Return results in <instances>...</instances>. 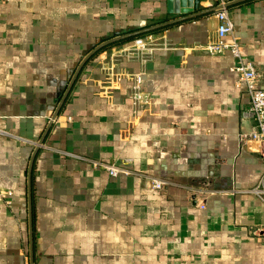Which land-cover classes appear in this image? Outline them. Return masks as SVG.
<instances>
[{"label":"crops","instance_id":"obj_1","mask_svg":"<svg viewBox=\"0 0 264 264\" xmlns=\"http://www.w3.org/2000/svg\"><path fill=\"white\" fill-rule=\"evenodd\" d=\"M219 1L1 6L0 193L11 195L0 200V264H264V200L252 193L264 158L260 142L240 141L256 127L249 95L231 53L200 48L219 41ZM227 1L264 73V0ZM176 20L155 34L170 49L147 63L121 57L133 41L94 52ZM138 74L150 102L135 116Z\"/></svg>","mask_w":264,"mask_h":264},{"label":"built area","instance_id":"obj_2","mask_svg":"<svg viewBox=\"0 0 264 264\" xmlns=\"http://www.w3.org/2000/svg\"><path fill=\"white\" fill-rule=\"evenodd\" d=\"M11 1L12 0H0V17L2 15L1 6L3 4L10 3ZM228 3L229 1L227 0H220L216 5L217 19L219 21V41L200 48L207 51L210 55L231 53L236 59L237 63L232 71L238 74L239 84L245 87L246 92L249 95L251 111L253 112L256 120L255 129H253L250 133H242L240 135V141L245 142L252 140L260 142V154L264 158V73L260 72L256 66L245 57L242 42L238 38L235 26L230 20L226 10ZM227 37L231 38L229 43L225 41V38ZM165 49H170L169 44L165 39H159L155 34H148L133 40L132 44L120 55L122 58H126L128 60H136L141 63H147L157 51ZM122 78V76H116L115 81L120 82ZM132 81L133 85L131 88L130 99L133 104V113L137 116L143 108L148 106L150 97L143 89L141 74L132 76ZM0 134L10 136V133L1 129ZM95 165L106 170L112 178L119 177L121 174L126 173L123 167L115 163L95 161ZM164 185L165 184L162 181H154L155 189H162ZM252 193L264 200V176L260 180L257 187L252 189ZM10 195L11 193H0V200H6V203L10 204V201L8 200ZM255 234L260 236L264 234V231L263 229H260L256 231Z\"/></svg>","mask_w":264,"mask_h":264},{"label":"water","instance_id":"obj_3","mask_svg":"<svg viewBox=\"0 0 264 264\" xmlns=\"http://www.w3.org/2000/svg\"><path fill=\"white\" fill-rule=\"evenodd\" d=\"M175 22H177V20H176V21H170V22L163 23V24H159V25H154V26H151V27H146V28H144V29H142V30H139V31H136V32L129 33V34H127V35H124V36L118 37V38H116V39H113V40H110V41H108V42H106V43H103V44L100 45V46H99L94 52L99 51L103 46H106V45L111 44V43H113V42H116V41H119V40H123V39H126V38H130V37H136V36H139V35H141V34L149 33V32H152V31H155V30H158V29H161V28L167 27L168 25H171V24H173V23H175ZM94 52H93V53H94ZM93 53H91V55H89V57L86 59V61L92 56ZM86 61H84V62L82 63V65L80 66V68L78 69L77 74H76V76H75V79H76V77L79 75V73H80L81 69L83 68V66L85 65ZM75 79H74V80H75ZM72 86H73V84H72V85L70 86V88L68 89V91H67V95H68V93L70 92ZM55 115H57V113H56ZM33 163H34V158H33L32 164H31V169H30L31 172H32V168H33ZM31 206H32V201H31Z\"/></svg>","mask_w":264,"mask_h":264},{"label":"trees","instance_id":"obj_4","mask_svg":"<svg viewBox=\"0 0 264 264\" xmlns=\"http://www.w3.org/2000/svg\"><path fill=\"white\" fill-rule=\"evenodd\" d=\"M160 31H161V30L158 29V30H155V31H152V32H149V33L141 34V35L136 36V37H130V38H126V39L120 40V41H118V42H113V43L108 44L107 46L101 48V49L97 52V54L100 53V52L103 51V50H106V48L108 49V48H112V47H115V46H119V45H121V44L131 42V41L135 40V39L138 38V37H142V36H145V35H148V34H157V33L160 32ZM95 55H96V54H95Z\"/></svg>","mask_w":264,"mask_h":264}]
</instances>
